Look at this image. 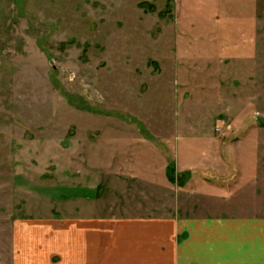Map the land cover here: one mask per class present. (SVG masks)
I'll list each match as a JSON object with an SVG mask.
<instances>
[{
    "label": "rangeland",
    "instance_id": "obj_1",
    "mask_svg": "<svg viewBox=\"0 0 264 264\" xmlns=\"http://www.w3.org/2000/svg\"><path fill=\"white\" fill-rule=\"evenodd\" d=\"M213 8L0 0V264H79L85 239L98 246L82 258L109 257L126 219L264 215V15L239 67L218 52L242 43L236 28L202 37Z\"/></svg>",
    "mask_w": 264,
    "mask_h": 264
},
{
    "label": "crops",
    "instance_id": "obj_2",
    "mask_svg": "<svg viewBox=\"0 0 264 264\" xmlns=\"http://www.w3.org/2000/svg\"><path fill=\"white\" fill-rule=\"evenodd\" d=\"M209 1L210 7L214 5L211 14L214 15L217 22L219 21L220 25L209 36L204 34L202 37L206 38L210 44H215V40L223 41V37L228 40L235 39L228 33L222 32L224 26L231 24L233 28H236L238 38L242 40V43L235 46V49L229 46L230 49H234V52H231L229 48L222 50V47L220 50L216 48L213 50H219V56L224 59L223 63L225 62L226 65L230 63L226 60H229L234 54H239V67L248 65L253 67L246 57L252 54L248 52L251 50L249 48L252 45L251 39L256 38L252 33H255L258 28H262L264 13L261 6L264 0H236L234 5L238 6L237 14L233 10L232 17L229 16L232 11L226 9L227 2L230 0H214L212 4ZM200 36L197 38L201 39ZM224 54H229V57L224 58ZM227 55L225 56L227 57ZM254 62L257 64V59ZM176 146L179 147L181 144ZM194 150L197 149L186 146L183 153ZM182 155L183 159L191 156L189 154ZM166 169L165 164L163 175L167 180ZM184 169L197 174L201 168L188 166ZM199 177L198 174L192 175V181L200 179L204 182L205 187L224 190V186L215 184L217 181L213 182ZM205 208L198 206V211L187 210L185 217L178 219L137 218L132 219L131 223L128 219L117 221L116 237L111 242L113 248L109 250L110 256L106 255V258H103L96 250L97 256L89 257L85 254L82 258V255L87 252L86 247L96 248L98 246L95 240L93 243L92 240L85 239L86 244L83 245L78 255L79 264H264V215L236 213L235 215L221 216L219 213H209ZM194 213L197 215L187 216V214ZM124 223L128 225L125 232L127 237H124L123 234L117 237L119 232H117V228ZM128 228H131L133 236ZM123 232V230L120 231V233ZM88 242L91 243L87 244ZM114 242L117 243L116 246ZM126 246L128 250H125ZM68 253L71 255V250H68ZM51 264L54 263L51 262Z\"/></svg>",
    "mask_w": 264,
    "mask_h": 264
},
{
    "label": "trees",
    "instance_id": "obj_3",
    "mask_svg": "<svg viewBox=\"0 0 264 264\" xmlns=\"http://www.w3.org/2000/svg\"><path fill=\"white\" fill-rule=\"evenodd\" d=\"M166 174H167V178H168V180L171 182V183H175V182H177L176 181V178L174 177L175 176V173H174V165L172 164V163H169L168 164V166H167V169H166ZM185 175H187L185 178H189V177H191V174L190 173H187V174H185ZM184 175V176H185Z\"/></svg>",
    "mask_w": 264,
    "mask_h": 264
}]
</instances>
